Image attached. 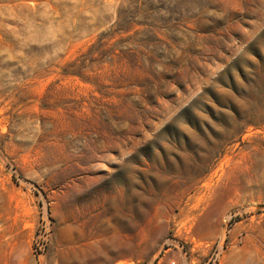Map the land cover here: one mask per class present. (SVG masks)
Returning <instances> with one entry per match:
<instances>
[{
    "label": "rangeland",
    "instance_id": "obj_1",
    "mask_svg": "<svg viewBox=\"0 0 264 264\" xmlns=\"http://www.w3.org/2000/svg\"><path fill=\"white\" fill-rule=\"evenodd\" d=\"M0 264H264V0H0Z\"/></svg>",
    "mask_w": 264,
    "mask_h": 264
}]
</instances>
